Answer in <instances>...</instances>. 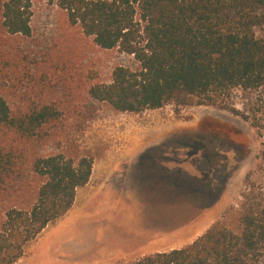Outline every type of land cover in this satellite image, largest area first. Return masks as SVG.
I'll use <instances>...</instances> for the list:
<instances>
[{
  "label": "trees",
  "instance_id": "trees-1",
  "mask_svg": "<svg viewBox=\"0 0 264 264\" xmlns=\"http://www.w3.org/2000/svg\"><path fill=\"white\" fill-rule=\"evenodd\" d=\"M56 3L95 47L115 49L128 61L115 65L107 80L90 71L92 101L130 113L170 103L216 107L240 116L259 139L236 205L189 244L119 264H264V0ZM31 15L28 0H9L2 27L11 37L32 38ZM29 50L22 62L39 84L42 77L33 72L40 55ZM10 101L0 94V264L17 262L70 210L93 166L88 155L38 149L59 122L57 106Z\"/></svg>",
  "mask_w": 264,
  "mask_h": 264
},
{
  "label": "rangeland",
  "instance_id": "rangeland-1",
  "mask_svg": "<svg viewBox=\"0 0 264 264\" xmlns=\"http://www.w3.org/2000/svg\"><path fill=\"white\" fill-rule=\"evenodd\" d=\"M7 1L0 0V94L59 108L41 152L93 159L70 210L14 264L127 263L189 244L237 204L259 143L248 122L211 106L170 103L130 113L92 101L90 71L107 80L127 59L70 26L57 0H28L32 38L11 37L1 24ZM26 48L40 55L39 84L22 62Z\"/></svg>",
  "mask_w": 264,
  "mask_h": 264
},
{
  "label": "crops",
  "instance_id": "crops-1",
  "mask_svg": "<svg viewBox=\"0 0 264 264\" xmlns=\"http://www.w3.org/2000/svg\"><path fill=\"white\" fill-rule=\"evenodd\" d=\"M172 132H173V131H171L170 134H172ZM170 134H167V135H161V136H168V135H170ZM161 136H159V137H161ZM156 138H157V137H156ZM154 139H155V138H154ZM149 140H152V139H149Z\"/></svg>",
  "mask_w": 264,
  "mask_h": 264
},
{
  "label": "bare ground",
  "instance_id": "bare-ground-1",
  "mask_svg": "<svg viewBox=\"0 0 264 264\" xmlns=\"http://www.w3.org/2000/svg\"><path fill=\"white\" fill-rule=\"evenodd\" d=\"M146 134V133H145ZM147 136V135H146ZM144 136H142V138H143ZM139 138V137H138ZM144 139V138H143ZM138 140V139H137ZM171 249H173V248H171Z\"/></svg>",
  "mask_w": 264,
  "mask_h": 264
}]
</instances>
